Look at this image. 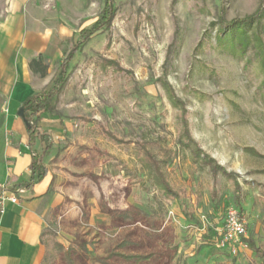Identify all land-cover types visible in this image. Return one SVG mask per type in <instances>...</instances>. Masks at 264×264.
<instances>
[{"label":"rangeland","instance_id":"1","mask_svg":"<svg viewBox=\"0 0 264 264\" xmlns=\"http://www.w3.org/2000/svg\"><path fill=\"white\" fill-rule=\"evenodd\" d=\"M104 1L28 0L30 16L52 34L51 78ZM113 2L110 29L75 56L58 101L68 126L44 160L51 178L41 264H67V254L72 264H132L119 254L153 256L140 264H187L189 254L188 264H262L248 245L236 257L221 252L209 233L222 227L235 191L243 240L264 252V0ZM239 35L246 44L231 42ZM181 109L191 138L219 167L214 176L176 144ZM146 152L167 161L178 198L155 189ZM131 207L145 218L129 225L112 215Z\"/></svg>","mask_w":264,"mask_h":264},{"label":"crops","instance_id":"2","mask_svg":"<svg viewBox=\"0 0 264 264\" xmlns=\"http://www.w3.org/2000/svg\"><path fill=\"white\" fill-rule=\"evenodd\" d=\"M30 9L28 0H3L0 5V194L3 192L5 195L18 193L19 190L13 192L12 189L27 181L33 159V152L28 146L26 124L18 116V111L27 98L40 93L54 77H50L49 67L53 39L51 31L30 16ZM39 58L48 65L47 73L42 78L29 68L30 62ZM57 106L58 102L56 115L44 114L38 122L39 131L48 136L49 144L62 140L65 127L68 126ZM56 149V145H50L44 160ZM35 150L40 154L41 148L38 145ZM50 178L48 170L41 183L30 190L20 189L22 193L18 194L16 204L7 202L0 210V264L42 263L45 253L43 233L48 209L46 193ZM216 230L218 226L209 233L214 243ZM179 250L177 248L175 252L179 253ZM184 255H187L186 252ZM192 257L189 254L187 264Z\"/></svg>","mask_w":264,"mask_h":264},{"label":"trees","instance_id":"3","mask_svg":"<svg viewBox=\"0 0 264 264\" xmlns=\"http://www.w3.org/2000/svg\"><path fill=\"white\" fill-rule=\"evenodd\" d=\"M114 14H115V6L113 0H105L100 17L94 22V24H92V26L89 29L87 30L84 29L79 32L78 41L72 47V49L67 54V56L62 61V63L58 66L57 74L53 77L49 86L43 89L40 93L34 94L31 97L27 98L22 103L21 107L23 109L24 119L26 123V130L29 137L28 146L29 149L33 152V159L29 167V176L27 181L14 187L12 189L13 192L20 189L30 190L35 185L41 183L43 179L47 176L48 169L46 168L44 163V156L50 149L49 138L48 136H46L45 134L39 131L38 122L40 121L41 116L44 114H49V115L57 114L56 105L60 95L62 94V92L64 91L67 85V81L69 79L70 63L74 55L83 49V47L90 40L91 37L99 33H102L103 31H108L110 29L111 21L113 19ZM253 21H254V17L248 18L245 21H241L231 25L236 26L238 24L239 27H241L245 23L251 24ZM230 27L227 30H229ZM246 37L248 38L246 39ZM246 37L239 35L237 38H232L231 42L235 44L236 43L235 41H237L238 43L235 45L240 46L242 43H245V41L247 43L249 36ZM257 42L258 41L256 40L255 41L256 45L258 44ZM260 55L261 56L259 59V64L263 74L262 88H263V99H264V53L261 52ZM29 68L31 71L37 73V75L42 78L45 77L47 73L48 65L42 58H39L36 60H32L29 64ZM169 101L174 108H178V106L181 105V102L175 100V98L171 96H169ZM184 113L185 112L183 111V109H181V115L177 116V119L179 121V125L177 129L179 133L176 144L181 148V150L189 153V156L193 163L199 164L201 167L209 168L212 176H214L217 172V169H219V167L209 156L205 155L201 151L198 145L191 138L188 132V128H187L188 125L186 118L184 117ZM37 145L41 148L40 154H38L35 150V147ZM142 163L147 172V176L153 182V185L157 191H159L167 199L178 198V193L172 189L168 180V174L166 172L167 171L166 160L163 159L157 160L151 152H146L145 160ZM215 199H216V194L215 192H212L211 201L215 202ZM233 205H235L233 207L238 210L239 214L242 215V211L239 207L240 200L235 196V191H234ZM213 209L217 211L218 206L214 204ZM112 213L114 217L120 219L123 223L129 225L134 224L140 219L145 218V214L142 211L132 207L128 208L125 211H116ZM244 242L247 243L248 247L251 250H254L256 256L260 258L262 264H264V252H262L258 248H254L252 242L250 243L249 241L246 240H244ZM54 245L59 250H62L61 246H58L57 244ZM117 256L121 258L123 261L132 264H140L144 262L150 263V260L153 258V256L150 255L126 256L119 254ZM47 257L48 255L45 252L42 262H44ZM65 259L67 260V264H72L70 254H67L65 256ZM98 262L99 264H108L106 260H99Z\"/></svg>","mask_w":264,"mask_h":264},{"label":"built area","instance_id":"4","mask_svg":"<svg viewBox=\"0 0 264 264\" xmlns=\"http://www.w3.org/2000/svg\"><path fill=\"white\" fill-rule=\"evenodd\" d=\"M0 194V210H2L7 202L16 204L18 202V193L9 195ZM246 220L239 214L234 207H229L224 215L223 225L216 230V246L217 248L231 257H236L242 249L247 248V244L243 238L246 234Z\"/></svg>","mask_w":264,"mask_h":264},{"label":"water","instance_id":"5","mask_svg":"<svg viewBox=\"0 0 264 264\" xmlns=\"http://www.w3.org/2000/svg\"><path fill=\"white\" fill-rule=\"evenodd\" d=\"M18 116L24 121L25 123V119H24V114H23V109L20 108V110L18 111ZM26 124V123H25Z\"/></svg>","mask_w":264,"mask_h":264}]
</instances>
